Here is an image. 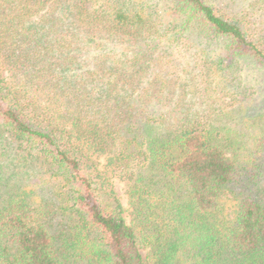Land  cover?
Wrapping results in <instances>:
<instances>
[{
	"label": "trees",
	"instance_id": "16d2710c",
	"mask_svg": "<svg viewBox=\"0 0 264 264\" xmlns=\"http://www.w3.org/2000/svg\"><path fill=\"white\" fill-rule=\"evenodd\" d=\"M251 20L210 0H0V264H264Z\"/></svg>",
	"mask_w": 264,
	"mask_h": 264
},
{
	"label": "rangeland",
	"instance_id": "374dc122",
	"mask_svg": "<svg viewBox=\"0 0 264 264\" xmlns=\"http://www.w3.org/2000/svg\"><path fill=\"white\" fill-rule=\"evenodd\" d=\"M152 1H155V0H152ZM210 1H212L216 7L224 11H228V13H234L235 11L239 9L240 11H243L246 14H249L250 19H252L251 21L255 22V23L253 22L252 25H256V27H263V30H264V12H262L259 9H256V10L253 9L250 5L252 3V0H210ZM181 50H184L183 55L187 56L185 58H188L190 61L194 59L192 57L193 54L191 56V53H194L193 50L192 51L187 50V47H184ZM259 83H260L258 85L259 88L254 94L253 99H255L254 103H256L257 106L262 107V105H264V77L263 76L261 77V80ZM114 188L117 194L120 196L121 201L123 202L125 207H127V197L125 194L123 183L116 181ZM124 215H126L127 219L129 218L127 215V211L124 212Z\"/></svg>",
	"mask_w": 264,
	"mask_h": 264
}]
</instances>
